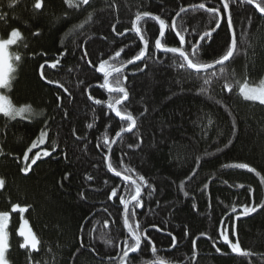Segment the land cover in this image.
I'll use <instances>...</instances> for the list:
<instances>
[{
  "label": "trees",
  "instance_id": "obj_1",
  "mask_svg": "<svg viewBox=\"0 0 264 264\" xmlns=\"http://www.w3.org/2000/svg\"><path fill=\"white\" fill-rule=\"evenodd\" d=\"M201 2L208 0H90V6L70 8L63 0H46V7L33 14V0H20L13 8L8 0H0V15L6 14L0 20V36L5 38L17 28L24 37L19 45L10 47V56L19 54L21 60L12 61L15 71L10 87L2 90L14 106L31 107V114L15 119L0 113V150L4 153L0 155V178L5 180L0 210H11L14 204L26 208L24 220L40 241L39 250L30 256L32 264H119L127 235L123 207L118 198L108 197L113 187L125 197L128 193L124 181L105 168L108 149L103 141L105 136L111 141L127 122H121L107 107L120 94H109L100 87L102 77L88 61L98 66L101 59L124 48L115 62L118 67L137 54L142 45L130 29L138 12L160 16L170 25L179 7ZM218 3L211 0L209 6ZM231 13L238 52L226 63L224 75L215 69L217 76L210 85H203L206 73L198 76L180 69L178 56L157 51L158 24L151 18L140 21L149 41L148 55L122 70L120 79L127 77L123 86L128 100L118 105L122 111H130L137 123L117 139L110 158L118 171L132 169L128 175L133 179L143 176L147 181L136 220L142 230L149 228L147 236L157 251L153 254L144 241L130 264H147L157 258L167 264H264V208L240 215L243 205L264 202L260 182L264 176V105L245 100L238 89L245 80L259 83L264 77V17L243 0L231 4ZM177 24L188 29L186 50L188 42L199 38L198 33L215 27L213 18L199 9L182 13ZM125 29H129L125 35H117ZM230 40L227 24L222 22L211 40L202 42L199 60L218 58ZM164 42L179 46L171 30ZM57 60L54 69L45 64L46 79H42L40 65ZM225 76L231 92L223 88ZM49 80L59 81L68 91ZM109 82L115 86L113 77ZM201 86L207 92L202 93ZM89 95L102 103H94ZM41 131L47 133L45 142L37 143L29 155L51 152L53 146L56 151L41 155L25 174L21 171L24 152ZM236 163H247L260 176L224 167ZM16 222L13 217L11 226ZM155 228L173 234L176 247L166 251L171 237ZM223 228L229 229L233 242L238 239L241 248L253 255L232 253L220 238ZM233 230L235 235H231ZM10 239L13 264H30L29 257Z\"/></svg>",
  "mask_w": 264,
  "mask_h": 264
},
{
  "label": "snow or ice",
  "instance_id": "obj_2",
  "mask_svg": "<svg viewBox=\"0 0 264 264\" xmlns=\"http://www.w3.org/2000/svg\"><path fill=\"white\" fill-rule=\"evenodd\" d=\"M63 2L70 8L74 7H82L84 5L90 6V0H63ZM235 2V0H219V3L216 6H209L211 0H208V3L201 2L199 4L189 5L188 7L181 6L179 10L176 12L175 16L172 17L171 24L169 25L164 19L160 16H155L148 12H138L135 15L134 20L132 21L131 31L135 33L137 37H139V41L142 45L139 52L128 59L126 62L120 64L118 67L116 66V61L121 57V54L124 52V48H120L115 51L113 54L109 55L107 59H101L99 65H92L91 61H88L89 65L96 68V70L103 74V83L100 87L106 89L109 94L118 93L120 94L117 98L111 99L107 103V107L111 109L115 116L119 118L121 122H127L126 127H121L120 131L115 133V137L119 138L123 132H130L134 127H136V118L130 111H122L121 108L117 107L118 105H122L125 101L128 100V91L126 87L123 86V81L127 80V77H123V81L120 79L122 75V70L127 67V65L134 64L136 61L143 60L148 55V46L149 41L146 39L145 35L142 32L141 27L139 26L140 21L144 18H151L159 25V35L154 41V48L157 51H161L164 53L175 54L179 58L178 67L180 69H185L190 73H195L198 76L201 73H206L207 75L203 78V85H210L212 82V78L217 76V71L215 69L218 68V71L221 75L225 74L226 70V62H230L231 59L238 52V41L237 34L233 27L232 13H231V4ZM244 3L254 5L256 10L264 17V0H243ZM20 3V0H8V6L10 8L15 7ZM46 7V0H33L31 5V9L33 14H39ZM199 9L208 13L213 20L215 21V27L209 28L208 30L203 31L202 33H198L199 39H197L194 43H189V49L186 50V34L188 33L187 28H183L182 26H178L177 18L181 17L182 13H187L190 10ZM5 15H0V20L5 18ZM88 19H91V14H89ZM225 22L227 24L228 30L231 32V40L226 46L225 51L218 58L213 59L210 62H202L199 60V56L201 53V49L203 48V43L205 41H210L212 37V33L220 28L221 23ZM113 32L116 31L115 25H113ZM171 30L175 37L178 39L179 46L177 47H169L164 42V38L166 36V32ZM129 29H125L122 33H117V35H125ZM33 35L38 36L39 32H34ZM24 37L22 32L13 28L7 38H0V89H7L10 87L11 82V74L15 71V67L12 63L13 60L20 61L21 56L16 54L13 56L9 55L8 49L13 45H19L21 41H23ZM26 46V45H25ZM46 55V54H45ZM85 56L87 53L85 52ZM59 60L52 62L49 64L48 61H45L44 64L40 65V75L42 79H46L44 76L43 69L45 68V64H48L50 68H56ZM147 67V65H145ZM143 70V69H141ZM213 70V71H209ZM114 74H116L114 76ZM109 77H113L114 84L109 82ZM226 82L223 85V88L228 92L232 91V85L227 82V77L225 76ZM48 83L56 84L58 87L63 88L65 92L68 90L64 88L63 84H60L59 81H51ZM200 91L202 93L207 92V88L201 86ZM240 94L243 96L245 100L258 101L260 104L264 105V79L259 81L258 86H251L247 80H245L242 84L239 85ZM93 100L94 103L100 104L102 103L100 100H96L91 95L88 97ZM57 100H60V97H57ZM60 106L59 104L57 105ZM147 111V109H145ZM0 113H2L5 117L10 119H15L17 116L23 117L25 113L31 114V107L26 105L20 108H17L13 105L12 101L9 97L3 93H0ZM67 115V113H65ZM144 115V113H141ZM211 123V121H209ZM92 124H89L87 127L92 128ZM73 134L75 135V130H73ZM47 133L45 131H41L40 136L37 141H33L32 145L24 152L23 161L25 163V167L21 169V171L27 174L32 165H35L39 159H41V155L50 156L51 152L56 151V147L53 146L51 152L48 150H44L41 154L40 152H36L34 155L30 156L29 153H32L33 149L37 147V143L43 144L45 142V137ZM116 138L111 141L108 140L107 136H105L103 141V147L108 149V152L105 153L104 159L107 162V168L110 172L114 173L116 177H120L124 181V191L128 193L127 197L125 195L120 194L118 187H113L110 194L109 200L118 198L120 204L123 207L122 219L123 226L127 229V235L125 239L122 241L123 248L121 249L122 254L120 255V264H130L132 259V255L141 251V244L144 241H147L149 245H151V251L153 254L156 253L157 249L155 244L151 241V239L147 236V229H141L140 223L136 220L137 209L143 207L142 200V189L143 187H147V181L144 180L143 176H138L137 179H133L131 175H128V172L134 171L129 168H124V171H118L113 167L110 158L111 144L116 143ZM97 147H101L100 144L96 145ZM131 147V146H130ZM3 151L0 150V155H3ZM121 165H123V160L120 161ZM197 163H199V158L197 159ZM224 167H233L238 169H246L250 173H255V175L260 176V173L247 163H236L231 165H224ZM196 171L193 170L191 176L194 177L196 175ZM67 177H65L66 179ZM91 179V177H89ZM191 179V177H189ZM260 182L264 184V176L260 177ZM227 183V181H225ZM5 186V180L0 178V190H3ZM239 187H244L243 185H239ZM204 188H208V184L204 185ZM181 189H183V182L181 183ZM249 192H252V189H249ZM185 196L188 195L187 192L184 193ZM195 205L193 208L195 209ZM258 208H264V202L260 205H256L255 203L251 205H243L242 211L240 215H250L258 210ZM26 211V208L21 207L18 204H14L11 206V212H23ZM237 209L235 207L232 208V212L235 213ZM9 211H0V264H10L9 259L7 258V252L9 249L8 244V235H7V224L10 219ZM239 217H237L238 219ZM107 221H105V226H107ZM153 227H156L153 225ZM160 230V229H157ZM19 235L24 237V242L20 245L21 248L28 249L31 252L38 251L40 241L37 239L36 235L32 233L30 230L26 234L23 227L19 230ZM171 236V247L175 248L177 244L176 237L169 233ZM187 231L185 232V236H187ZM201 236H205L206 234L201 233ZM231 235H235L234 230L231 232ZM200 237H197L199 239ZM220 238L223 243L226 244L232 253L243 256L250 257L253 255L252 252L242 249L237 239L233 242L229 238V229L223 228L220 231ZM211 239V237H208ZM195 240H193V249H194V257H195ZM83 246V245H82ZM215 247V244L213 245ZM94 251V249H93ZM216 251L219 253L220 248H216ZM193 257V258H194ZM109 259H112L111 257ZM156 264H164L162 260L157 258Z\"/></svg>",
  "mask_w": 264,
  "mask_h": 264
},
{
  "label": "flooded vegetation",
  "instance_id": "obj_3",
  "mask_svg": "<svg viewBox=\"0 0 264 264\" xmlns=\"http://www.w3.org/2000/svg\"><path fill=\"white\" fill-rule=\"evenodd\" d=\"M10 32V31H9ZM8 52H9V55H10V48L8 49ZM100 75V74H99ZM115 75V74H114ZM101 77H102V80H103V75H100ZM110 78V77H109ZM115 94H118V93H115ZM138 209H141V208H138ZM1 211V210H0ZM4 211H9V212H11V210H4ZM13 217H17V222H16V224L14 225V226H11V220H12V218ZM24 217H25V214L23 213H21V212H11V214H10V219H9V221H8V224H7V229H6V231H7V235H8V244H9V242H10V238H13V240H15L16 241V243H17V247L21 250V251H23L28 257H29V263L30 264H32V262H31V259H30V256L33 254V253H35V252H31V251H29L28 249H25V248H21L20 247V245H21V243L24 241V237H22V236H20L19 235V230L23 227V226H21V220H23L24 219ZM23 218V219H22ZM23 229H24V231H25V228L23 227ZM156 230H157V228H155ZM158 231V230H157ZM158 232H161V233H163V234H167V235H169V233L168 232H162V231H158ZM25 233H26V231H25ZM173 235V234H172ZM170 236V235H169ZM171 237V236H170ZM39 247V246H38ZM170 248H172L173 249V247H170ZM170 248H165L166 249V251H170V250H172V249H170ZM37 252V251H36ZM7 258L9 259V261H10V264H13V260H12V257H11V254H10V244H9V249H8V252H7Z\"/></svg>",
  "mask_w": 264,
  "mask_h": 264
},
{
  "label": "water",
  "instance_id": "obj_4",
  "mask_svg": "<svg viewBox=\"0 0 264 264\" xmlns=\"http://www.w3.org/2000/svg\"><path fill=\"white\" fill-rule=\"evenodd\" d=\"M254 9H255V11L259 14V15H261L257 10H256V8H255V6L254 5H251ZM186 7H188V6H186ZM142 13V12H141ZM154 15V14H153ZM156 16V15H155ZM134 20V19H133ZM159 26V25H158ZM229 33H230V38H231V32L229 31ZM139 38V37H138ZM199 39V38H198ZM169 47H177V45H175V46H169ZM138 62H140V61H136L134 64H136V63H138ZM227 63V62H226ZM130 65H132V64H130ZM127 66H129V65H127ZM98 72V71H97ZM100 75H103L102 73H100V72H98ZM102 83H103V80H102ZM118 107V106H117ZM112 111V110H111ZM112 114L115 116V113L112 111ZM118 118V117H117ZM119 119V118H118ZM133 130V129H132ZM118 131H120V130H118ZM117 131V132H118ZM131 132V131H130ZM123 133H129V132H123ZM122 133V134H123ZM121 134V135H122ZM114 138H116L115 137V135L113 136V139ZM117 139L118 138H116V142H117ZM115 144H111V149L113 148V146H114ZM107 152H108V150H107ZM111 152V151H110ZM109 155H110V153H109ZM104 164H105V168L107 169V171L112 175V176H115L114 175V173H112V172H110L109 170H108V168H107V162L105 161V159H104ZM116 177V176H115ZM118 178H120V177H118ZM121 179V178H120ZM122 180V179H121ZM22 214L24 213V211L23 212H21ZM23 219V218H22ZM21 226H23L24 228H25V231H26V234L28 233V231L30 230L32 233H34L33 232V230L31 229V227L29 226V224L27 223V221L26 220H21ZM147 230L149 229V228H146ZM154 229V228H153ZM126 230V232H127V229H125ZM159 231V230H158ZM35 234V233H34ZM25 239V238H24ZM24 242V241H23ZM22 242V243H23ZM21 243V244H22ZM170 249H172V248H170ZM36 252V251H35ZM156 261L157 260H155V261H151V262H149V263H147V264H156ZM119 264H120V258H119ZM164 264H167V263H165L164 262Z\"/></svg>",
  "mask_w": 264,
  "mask_h": 264
},
{
  "label": "rangeland",
  "instance_id": "obj_5",
  "mask_svg": "<svg viewBox=\"0 0 264 264\" xmlns=\"http://www.w3.org/2000/svg\"><path fill=\"white\" fill-rule=\"evenodd\" d=\"M8 34H9V32H8ZM8 37V35L5 37V38H7ZM0 38H3L2 36H0ZM263 79H264V77H263ZM242 84V83H241ZM251 86H258V84L259 83H249ZM238 89H239V87H238ZM0 93H3V94H5V95H7L2 89H0ZM239 93H240V91H239ZM255 102H258V101H255ZM17 108H20V107H18V106H16ZM24 116H27V115H24Z\"/></svg>",
  "mask_w": 264,
  "mask_h": 264
},
{
  "label": "bare ground",
  "instance_id": "obj_6",
  "mask_svg": "<svg viewBox=\"0 0 264 264\" xmlns=\"http://www.w3.org/2000/svg\"><path fill=\"white\" fill-rule=\"evenodd\" d=\"M100 76V75H99Z\"/></svg>",
  "mask_w": 264,
  "mask_h": 264
}]
</instances>
